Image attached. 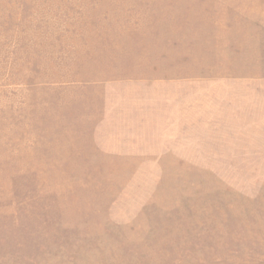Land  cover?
<instances>
[{"label":"rangeland","instance_id":"1","mask_svg":"<svg viewBox=\"0 0 264 264\" xmlns=\"http://www.w3.org/2000/svg\"><path fill=\"white\" fill-rule=\"evenodd\" d=\"M0 264H264V0H0Z\"/></svg>","mask_w":264,"mask_h":264}]
</instances>
